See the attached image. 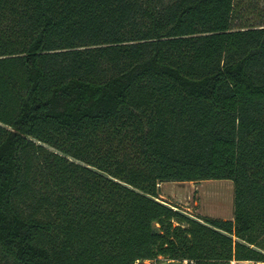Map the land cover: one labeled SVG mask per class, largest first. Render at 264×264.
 <instances>
[{"label": "trees", "instance_id": "16d2710c", "mask_svg": "<svg viewBox=\"0 0 264 264\" xmlns=\"http://www.w3.org/2000/svg\"><path fill=\"white\" fill-rule=\"evenodd\" d=\"M159 258L264 264V0H0V264Z\"/></svg>", "mask_w": 264, "mask_h": 264}, {"label": "rangeland", "instance_id": "374dc122", "mask_svg": "<svg viewBox=\"0 0 264 264\" xmlns=\"http://www.w3.org/2000/svg\"><path fill=\"white\" fill-rule=\"evenodd\" d=\"M160 200L194 218L233 220L234 185L231 181L164 183ZM251 264V263H248Z\"/></svg>", "mask_w": 264, "mask_h": 264}, {"label": "built area", "instance_id": "2783aa9c", "mask_svg": "<svg viewBox=\"0 0 264 264\" xmlns=\"http://www.w3.org/2000/svg\"><path fill=\"white\" fill-rule=\"evenodd\" d=\"M159 260L161 261V262H158V261H155V262H137L136 264H165V262H164V259L163 258H159ZM179 264H194V262L193 261H190V260H184V261H182V262H179ZM232 264H237L236 262H233Z\"/></svg>", "mask_w": 264, "mask_h": 264}, {"label": "crops", "instance_id": "0c3cea01", "mask_svg": "<svg viewBox=\"0 0 264 264\" xmlns=\"http://www.w3.org/2000/svg\"><path fill=\"white\" fill-rule=\"evenodd\" d=\"M237 264H248V263H237Z\"/></svg>", "mask_w": 264, "mask_h": 264}]
</instances>
